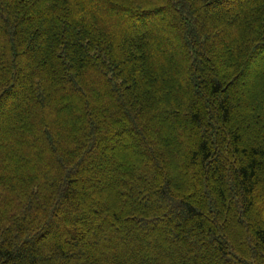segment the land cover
<instances>
[{"label": "trees", "instance_id": "trees-1", "mask_svg": "<svg viewBox=\"0 0 264 264\" xmlns=\"http://www.w3.org/2000/svg\"><path fill=\"white\" fill-rule=\"evenodd\" d=\"M0 264H264V0H0Z\"/></svg>", "mask_w": 264, "mask_h": 264}, {"label": "rangeland", "instance_id": "rangeland-1", "mask_svg": "<svg viewBox=\"0 0 264 264\" xmlns=\"http://www.w3.org/2000/svg\"><path fill=\"white\" fill-rule=\"evenodd\" d=\"M130 151H133L134 152V148H131V150ZM185 170H184V174H185ZM185 176H186V174H185ZM91 184V187H92V190L94 189V187L96 186V184L93 182V183H90Z\"/></svg>", "mask_w": 264, "mask_h": 264}]
</instances>
